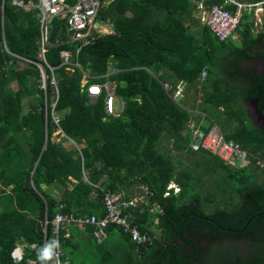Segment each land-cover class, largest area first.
<instances>
[{
	"label": "trees",
	"instance_id": "trees-1",
	"mask_svg": "<svg viewBox=\"0 0 264 264\" xmlns=\"http://www.w3.org/2000/svg\"><path fill=\"white\" fill-rule=\"evenodd\" d=\"M100 1V18L109 21L115 32L83 47L79 61L93 81L105 79L101 75L110 62L128 68L114 76L118 80L115 96L125 104L116 115L105 112L104 94L90 101L78 67L60 66V52L74 48V43L66 42L61 18L54 20L47 53L58 82L54 106L56 88L50 69L46 68L44 91L35 64L16 68L19 58L14 54L38 60L35 12L19 8L12 0H0V264H41L39 249L57 238L50 224L45 235V219L52 220L57 212L78 211L102 217L101 189L133 194L135 183L153 191L144 212L157 205L160 232H154L149 216L143 218L138 209L133 220L141 231L154 236V242L119 241L125 235L116 225L109 226L103 243L88 237L85 245L72 232L64 237L61 230L63 260L73 264H264V177L257 172L258 165L232 167L213 155L223 177H235L240 186H232L230 207L223 204L226 197L207 212L202 202H216L217 181L204 175L215 166L205 149L193 147L194 129L207 133L216 124L227 139L264 159V124L256 126L247 107L257 99L264 116V70L257 74L255 67L246 64L261 61L264 65V32H253L254 8L245 11L238 28L241 45L230 47L202 24L198 9L200 2L208 8L217 3L236 9L230 0ZM205 65L207 76L202 80ZM138 66H147L153 73ZM179 80L189 91L187 99H181L187 107L176 103L172 90L166 91L162 84L176 87ZM14 82L16 87H10ZM58 127L80 149L55 142L52 136ZM175 152L186 155L191 164ZM246 171L250 175L244 177ZM54 182L61 186V198L42 187ZM171 182L180 191L168 189ZM20 243L25 244L24 254L17 260L13 252ZM232 245L235 248L230 249ZM217 247L227 249L228 256Z\"/></svg>",
	"mask_w": 264,
	"mask_h": 264
},
{
	"label": "built area",
	"instance_id": "built-area-1",
	"mask_svg": "<svg viewBox=\"0 0 264 264\" xmlns=\"http://www.w3.org/2000/svg\"><path fill=\"white\" fill-rule=\"evenodd\" d=\"M230 1L237 6L233 11L218 4L213 5L209 9H206L203 3L199 5V8L202 9V13L204 14V16H202L204 23H206L210 31L222 41L232 37L238 27L241 26L246 10L254 8L255 19L258 9H263L262 11H264V0L254 3H242L238 0ZM14 3L24 5V2L21 0H14ZM31 6L39 11L41 48L42 55H45L48 46L50 45L51 26L56 17L66 19V27L69 34H73L75 31L86 30L84 33H77V37H86L95 29L96 19L102 8V3L100 0H77L74 3L67 2V0H33ZM255 19L254 24L256 23ZM73 40H75V38H73ZM68 61L69 60L67 59L66 62ZM201 76L203 79L207 76V69L202 71ZM181 85L183 84H178L176 89H174L170 83L166 82L164 85L166 91L169 92L172 90L174 99L178 103L180 98L176 94L180 93ZM89 90L91 93L99 95L102 92V87L92 84L89 86ZM114 103V95H109L107 110L112 114L116 111ZM122 109L123 102L121 110ZM210 129L207 133L199 129H194V148L206 149L227 164L246 165L251 163L254 159L256 165L261 167L264 166V159L243 148L238 142L232 139H227L218 125H215L211 130ZM173 187L176 191L179 190L176 185H173ZM144 194L145 197L151 195V191L148 187H145ZM103 203L105 214L101 218L96 215L82 217L58 213L50 221L45 219V230L48 228L49 224L52 225L53 233L57 237L56 241L59 244V247L55 250L56 255L53 259L55 261L54 264H56L57 260L59 261V264H73L69 260L62 259L64 252L59 237L61 230L74 224L94 227L93 233L98 242H102L107 237L108 225H116L125 235L129 236L131 241L136 245H145L154 242V236L148 232L141 231L140 228H138V226L135 225L126 215L128 209L137 206V198H131L123 191L113 193L110 190H106L104 191ZM64 236H70V232H67ZM23 254L24 247L18 245L13 253L14 257L17 260H21Z\"/></svg>",
	"mask_w": 264,
	"mask_h": 264
},
{
	"label": "crops",
	"instance_id": "crops-1",
	"mask_svg": "<svg viewBox=\"0 0 264 264\" xmlns=\"http://www.w3.org/2000/svg\"><path fill=\"white\" fill-rule=\"evenodd\" d=\"M16 6H18V5H16ZM19 8H25V9H27V10H30V11H32V12H35L34 14H35V16L37 17V19L39 18V16H38V13H37V10L36 9H33V8H31V7H26V6H18ZM38 21V27H39V40H38V49H37V61H33V60H31V59H27V58H24V57H21L20 55H17V54H14L15 56H17L18 58H19V60H18V62L16 63V68L17 69H19V68H23V67H27V66H29V63H33V64H35L36 65V67L40 70V72H41V76L43 77L44 76V74H47V72H46V65L47 64H49L50 65V63L48 62V60H47V53L45 54V56L43 57L42 56V50H41V32H40V21L39 20H37ZM254 26H255V24H254ZM240 35V34H239ZM238 35V36H239ZM241 37V36H240ZM221 41V40H220ZM4 47H5V49L8 51V47H7V44H6V42H4ZM74 48H75V46H74ZM74 48H71L70 49V51H73L74 50ZM49 51V50H48ZM61 56V55H60ZM62 58V57H61ZM75 60H78L79 61V55L78 56H74L73 57ZM60 66H63V67H66V68H68V69H71L70 67H77V66H75V65H70V64H66L65 63V61H63L62 60V62H61V64H60ZM53 67V66H52ZM54 68H56V67H54ZM79 68V67H78ZM49 69V68H48ZM80 69V68H79ZM72 70H73V68H72ZM81 70V69H80ZM263 70L264 69H262L261 71H258V70H256V73L257 74H261L262 72H263ZM50 71H51V69H50ZM55 71V70H54ZM54 71H51L52 72V76H55V73H54ZM82 71V70H81ZM82 73H83V78H82V83H83V86L86 88V82H87V79L85 78L86 77V75H88V74H90V73H88V72H84V71H82ZM91 75V74H90ZM56 77V76H55ZM183 84V82L181 81V80H179V81H176V84H175V86L176 87H178V84ZM13 85H16V83L14 82V83H12V86ZM184 85V84H183ZM185 86V85H184ZM41 88L43 89V83H42V79H41ZM45 91V90H44ZM202 96V95H201ZM58 98H59V96L56 94L55 95V98H54V100H55V102H54V106H55V104H56V102L58 101ZM201 99H202V97H199L198 96V98H197V100H198V102H201ZM186 100V99H185ZM24 104H26V101L28 102V100H27V98H25L24 100ZM250 101H254V100H250ZM176 103H178L177 101H175ZM179 105H181L182 107H187V105H186V102L184 103V101H180L179 103H178ZM259 109V108H258ZM256 110V109H255ZM121 111H120V107L118 108V113L117 114H119ZM257 112V111H256ZM256 116L257 117H259L260 118V116L258 115V114H256ZM258 119V118H257ZM260 119H262V118H260ZM53 120H55L56 122H57V120H58V117L57 116H53ZM263 120V119H262ZM263 124H264V120H263ZM58 131H59V133H58ZM64 133H63V131H62V129L60 128V127H58V130H56L55 132H54V134H53V136H52V138H53V140L55 141V142H61V141H58L59 139V137H61V135H63ZM65 135V134H64ZM66 136V135H65ZM67 137V136H66ZM68 139L66 140V141H64L62 144L65 146V147H68L69 149L70 148H73V147H75V148H77V149H80V147L78 146V144L73 140V139H71V138H69V137H67ZM201 149H203V148H200V149H198V151L199 150H201ZM204 150V149H203ZM207 151V150H206ZM251 152V151H250ZM211 153V152H210ZM253 153V152H252ZM206 154H209V151H207V153ZM212 154V153H211ZM211 156V155H210ZM215 156V155H214ZM250 165V166H249ZM254 165H255V163H253V161L251 162V163H249V164H246V165H240V164H235V165H233L232 167H240V168H244V167H253L252 169H254ZM259 168H258V170H257V172L258 173H260V175H261V177H264V166H258ZM173 185H176L178 188H179V190H177L176 191V189L173 187ZM42 187L43 188H45V189H48L47 190V192L48 193H50L53 197H56V198H61L62 197V195H63V192H62V189H61V186H59L56 182H54L53 183V185H48V184H45V183H43L42 184ZM70 187H72V184H70ZM145 187H148L146 184H139V183H135L134 184V186L132 187V190H135V192L132 194V193H130V192H128L127 190L125 191V190H122L123 192H125L129 197H131V198H137L138 199V204H137V206L136 207H134V208H130V209H128L127 211H126V215L130 218V220L131 221H133V222H135L133 219H134V216H135V210H137L138 209V212L139 213H141L142 214V216H143V218L145 217V215H146V218H148L147 216H149V221L151 222V227H152V229H157V225H158V216H157V214H156V212H157V205H155V207H153V208H151L150 209V211H149V213L148 214H146L144 211L146 210V208H147V206L148 205H150V198H151V196L153 195V191L149 188V190L151 191V195L149 196V197H145V194H144V192H145ZM168 189H174V191L175 192H178V191H180V187L178 186V184H176L175 182H171L169 185H168ZM102 190V192H103V196H104V191H106V190H104V189H101ZM107 190H109V189H107ZM128 190L130 191V187L128 188ZM111 192H112V190H110ZM122 191H120V192H122ZM114 193V192H113ZM169 194V192L167 191L166 193H165V195H168ZM92 195H93V198L96 196V194L93 192L92 193ZM103 210L105 211V207H104V203H103ZM99 212H101V211H99ZM58 213H62L63 214V212H57L56 214H58ZM78 214H73V213H65V214H68V215H74V216H82V217H89V216H91L88 212H82V211H78L77 212ZM55 214V215H56ZM105 214V213H104ZM104 214H103V216H104ZM152 214V215H151ZM92 215H95V214H92ZM98 215V214H97ZM96 215V216H97ZM99 216H101V215H98L97 217H99ZM102 216V217H103ZM55 217V216H54ZM99 218H101V217H99ZM44 223H45V221H44ZM109 226H113V225H108V227H107V237L102 241V242H98L97 241V239H96V237L94 236V233H93V231H94V227H92V226H82V225H79V224H74V225H70L69 227H65V229L63 230V235H65L67 232H72L73 233V235L75 236V237H78L79 239H80V241H84V245L86 244V241L89 243V239H88V237H91V239L93 240V241H95L96 243H103L104 241H106L107 239H108V236H109V231H108V228H109ZM117 227V226H116ZM118 228V227H117ZM119 229V228H118ZM120 230V229H119ZM121 231V230H120ZM156 231H158V232H160L159 231V229H157ZM44 232H45V235L47 234V229L45 230V225H44ZM52 232H53V230H52ZM122 232V231H121ZM123 233V232H122ZM124 234V233H123ZM125 235V234H124ZM65 237V236H64ZM119 241H123V240H130L131 241V239H130V237L129 236H127V235H125V237L123 236V235H120L119 236ZM132 242V241H131ZM133 243V242H132ZM23 247L25 246V244H23V243H20ZM134 244V243H133ZM136 245V244H135ZM138 247V246H137ZM83 248H86L85 246L83 247ZM87 251H89V250H87ZM67 255H69V254H67ZM67 260H69L68 258H67ZM69 261H71V260H69ZM72 262V261H71Z\"/></svg>",
	"mask_w": 264,
	"mask_h": 264
},
{
	"label": "rangeland",
	"instance_id": "rangeland-1",
	"mask_svg": "<svg viewBox=\"0 0 264 264\" xmlns=\"http://www.w3.org/2000/svg\"><path fill=\"white\" fill-rule=\"evenodd\" d=\"M263 10V9H262ZM262 10H259L258 9V12L256 13V19H255V15L253 14V21L255 19L256 21V26H254V29H253V32L255 33H258L259 31H263L264 32V11ZM195 16H197V14L195 13ZM202 16H204V14L202 13ZM201 20L203 21L202 17H201ZM204 22V21H203ZM202 22V24H203ZM110 23V22H108ZM196 26V25H195ZM199 26H201V24L199 23ZM198 27V25L196 26ZM240 31L237 30L235 33H234V36H232L231 38H229V40H227V42L229 43L230 47H233V46H239L241 45V37H240ZM239 35V36H238ZM115 62H111V63H108L107 65V78L103 79L102 82H98V83H94V85H98L100 87H102V92L99 94V95H96V94H93L90 92L89 90V87L86 89V92H87V95L90 99L91 102H95L102 94H104V110L107 114L111 115L112 113H110L108 110H107V101H108V97L110 95V93H114L116 92V88H117V85H118V80L116 78H114V76L118 73H122L124 70H128V68H123V67H118V66H115L114 64ZM247 65H252L253 67L259 69L258 71H261L262 69H264V65L261 61H255V62H247L246 63ZM138 69H144V70H148L150 72L153 73V70H151L150 68H148L147 66H138ZM204 69H207V65L204 66ZM203 69V70H204ZM202 70V71H203ZM150 73V74H152ZM202 73V72H201ZM201 79L203 80L202 76H201ZM162 84L165 85V83L162 81ZM184 85H186L185 83H183ZM10 87H16V85H13ZM181 88V91L179 94H176L179 98H184V99H187L188 95H189V91L187 90V86H183L181 85L180 86ZM198 89L201 90V87L198 86ZM9 91V90H7ZM192 92V91H191ZM193 94V93H192ZM194 95V94H193ZM199 97H202L201 96V92L199 94H197ZM197 96V98H198ZM174 98V96H173ZM25 105V109H27L28 106V102L26 101V104ZM116 105L117 107L119 108L121 106L122 108V105H121V100L120 98L116 97ZM247 107H248V111H249V116L252 120V122L256 125V126H261L263 124V120L260 119L258 117V120H257V116L256 114H258L255 110V107H254V102L252 101H249L247 103ZM116 112H118L117 110L113 112V114L116 115ZM216 124H214L211 129L215 126ZM210 129V130H211ZM59 133V131H58ZM18 135L20 136V133H18ZM17 138V137H16ZM59 140L58 141H61L62 143L64 141H66L68 138L63 134L61 135V137L58 138ZM26 140L28 141V137H26ZM68 149V147H66ZM206 150V149H205ZM208 151V150H207ZM175 154H177L179 157L181 158H184V160H186V162H188L189 164H191V160L187 158L186 155L182 154V153H177L175 152ZM201 154V153H200ZM207 157H209L210 161L214 164L215 168L213 171H210V172H205V177L207 178V176H210V177H216V181H217V186H215L214 188V192H213V195L214 197L217 199L215 203H210L209 201L203 199V202H202V205H204L205 207V210L207 212H211L215 206V208L218 207L219 204L222 203V201L224 200V198L227 197V199L223 202V204H226L227 207H230V200L228 198L230 192L233 193L234 195V191H233V188L235 186H240L239 185V181L235 178V177H232L231 179L229 178H224L223 175H222V172L220 169H217V165L214 163V160H213V154L210 153L209 151V154H206ZM211 155V156H210ZM188 156H191V155H188ZM212 157V158H211ZM216 161V160H215ZM217 162V161H216ZM234 165V164H233ZM245 168V167H244ZM250 175V172L249 171H246L244 173V177ZM233 186V188H232ZM203 192L205 191L204 189L202 190ZM154 232H156L157 229H153ZM230 249H233L235 248L234 245L232 246H229ZM218 250L220 247H217ZM224 253L225 255L228 256L229 252L227 249L225 248H220Z\"/></svg>",
	"mask_w": 264,
	"mask_h": 264
},
{
	"label": "clouds",
	"instance_id": "clouds-1",
	"mask_svg": "<svg viewBox=\"0 0 264 264\" xmlns=\"http://www.w3.org/2000/svg\"><path fill=\"white\" fill-rule=\"evenodd\" d=\"M22 2H24L23 0H21ZM33 0H29L28 2H24V5H18L16 3H14V0H12V3L14 5H18V6H26V7H31L33 9H35L33 6H31V2ZM77 0H75L74 2H76ZM67 2H70L67 0ZM74 2H70V3H74ZM203 3V2H200V4ZM199 4V5H200ZM217 4V3H216ZM204 5V4H203ZM215 5V4H214ZM206 9H209L208 7L205 6ZM211 8V7H210ZM103 7L101 8L98 16H97V19H96V26H95V29L90 33L88 34L86 37H77V33L78 32H85L86 30H81V31H75L73 34H69L68 30H67V27H66V19L65 18H61V19H65V30H66V33H67V38H66V42H72L74 43V50L73 51H70V49H63L61 52H60V55L62 57V60L65 61L66 64H70V65H75L77 67H79L82 71L85 72L84 68L81 66L80 64V61L78 60H75L73 57L74 56H78L80 51L82 50L83 47H85L86 45L92 43L93 41L96 40L97 37H99L100 35H103V34H112L115 32L113 26L111 23H108L107 21L103 20L100 18V13L102 11ZM198 9L201 11L200 13V16L202 17V9H200L198 7ZM37 10V9H36ZM230 10V9H229ZM234 9H232L231 11H233ZM37 13H38V16H39V11L37 10ZM56 18H60V17H56ZM55 18V19H56ZM54 19V20H55ZM38 20L40 21V18H38ZM54 20H53V23H54ZM201 22H203L201 20ZM53 23H52V26H53ZM203 25H207L206 23L203 22ZM242 25V24H241ZM52 26H51V32H52ZM241 27V26H240ZM209 28V27H208ZM239 28V27H238ZM210 30V29H209ZM238 30V29H237ZM236 30V31H237ZM41 32V30H40ZM213 34V33H212ZM214 35V34H213ZM234 36V35H233ZM73 38H75V40H73ZM231 38V37H230ZM228 40V39H227ZM222 41V40H221ZM226 41V40H225ZM52 46V42H51V34H50V45L48 46V49L46 51V53L48 52V50L50 49V47ZM42 50V48H41ZM45 53V54H46ZM42 54V53H41ZM43 57L45 55H42ZM69 60L68 62H66V60ZM111 63V62H110ZM47 68L51 69V71H54L55 68L52 67L51 65L47 64L46 65ZM87 72V71H86ZM101 77H105L107 78V71L101 75ZM87 79V82H86V89L94 84V83H98V82H102V81H93L94 77L90 74L86 75L85 77ZM52 84L55 86L56 88V94L59 96V90H58V86H57V78L55 76H52ZM42 83H43V89L46 91L47 89V74H44V76L42 77ZM177 87H174V89H176ZM165 89V88H164ZM114 95L115 97V103H114V106H115V110L118 111V107L116 105V96H115V92L113 93H110V95ZM182 98H180V101H181ZM179 101V102H180ZM121 105H122V102H121ZM125 108V104L123 102V109L124 110ZM121 110V106H120V111ZM118 113V112H117ZM116 113V114H117ZM111 115H114V114H111ZM18 245H21V244H18ZM17 245V247H18ZM16 247V248H17ZM59 247V244L57 241H49L47 243H45L38 251V259L39 261L41 262V264H48V262L50 261H53L54 259V256L56 255V252L55 250ZM15 248V250H16ZM14 250V251H15ZM14 253V252H13ZM14 256V255H13ZM56 264H59V261L57 260L56 261Z\"/></svg>",
	"mask_w": 264,
	"mask_h": 264
},
{
	"label": "water",
	"instance_id": "water-1",
	"mask_svg": "<svg viewBox=\"0 0 264 264\" xmlns=\"http://www.w3.org/2000/svg\"><path fill=\"white\" fill-rule=\"evenodd\" d=\"M253 102H254V107H255L258 115L260 116V118H262L264 120V116H263L261 110L258 109V101H257V99H255ZM262 213H264V211Z\"/></svg>",
	"mask_w": 264,
	"mask_h": 264
},
{
	"label": "flooded vegetation",
	"instance_id": "flooded-vegetation-1",
	"mask_svg": "<svg viewBox=\"0 0 264 264\" xmlns=\"http://www.w3.org/2000/svg\"><path fill=\"white\" fill-rule=\"evenodd\" d=\"M256 70H259V69L256 68ZM257 118H258V117H257ZM257 120H258V119H257Z\"/></svg>",
	"mask_w": 264,
	"mask_h": 264
},
{
	"label": "bare ground",
	"instance_id": "bare-ground-1",
	"mask_svg": "<svg viewBox=\"0 0 264 264\" xmlns=\"http://www.w3.org/2000/svg\"><path fill=\"white\" fill-rule=\"evenodd\" d=\"M83 84V83H82Z\"/></svg>",
	"mask_w": 264,
	"mask_h": 264
}]
</instances>
